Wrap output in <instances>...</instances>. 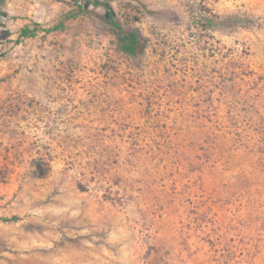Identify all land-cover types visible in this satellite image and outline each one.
Returning <instances> with one entry per match:
<instances>
[{
    "label": "rangeland",
    "instance_id": "rangeland-1",
    "mask_svg": "<svg viewBox=\"0 0 264 264\" xmlns=\"http://www.w3.org/2000/svg\"><path fill=\"white\" fill-rule=\"evenodd\" d=\"M0 264H264V0H0Z\"/></svg>",
    "mask_w": 264,
    "mask_h": 264
},
{
    "label": "trees",
    "instance_id": "trees-1",
    "mask_svg": "<svg viewBox=\"0 0 264 264\" xmlns=\"http://www.w3.org/2000/svg\"><path fill=\"white\" fill-rule=\"evenodd\" d=\"M80 8L82 9L81 12L84 10L85 5L81 4L79 5ZM77 13H74L71 15L69 18H75ZM112 25L114 28L117 30V36H118V41L121 49L126 51L129 54H137L139 51L144 50V41L142 39L141 34L135 30V29H128L125 30L122 25L118 22H115L112 20ZM66 29V21L61 20L57 24L51 26V27H44L40 23H34V26L31 27V25L27 24L23 26L19 31V38H29V37H35L38 35L39 32H45V33H51L53 31H63ZM15 219H17L15 217Z\"/></svg>",
    "mask_w": 264,
    "mask_h": 264
},
{
    "label": "crops",
    "instance_id": "crops-1",
    "mask_svg": "<svg viewBox=\"0 0 264 264\" xmlns=\"http://www.w3.org/2000/svg\"><path fill=\"white\" fill-rule=\"evenodd\" d=\"M28 23V21H25L24 22V24H27ZM25 26V25H24ZM14 35H18V33H14L13 34V36ZM54 229H56V225H53L52 226ZM55 236V235H54ZM56 237V236H55ZM33 241H34V239H33ZM77 254H78V252L76 251V250H72V253H70V255L65 259V260H68V259H72V258H74V257H77ZM91 255H93V253L91 254ZM96 260H98V255H96Z\"/></svg>",
    "mask_w": 264,
    "mask_h": 264
}]
</instances>
